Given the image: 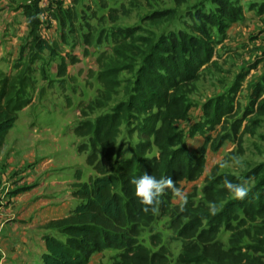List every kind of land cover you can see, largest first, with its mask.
I'll return each instance as SVG.
<instances>
[{
	"label": "trees",
	"instance_id": "16d2710c",
	"mask_svg": "<svg viewBox=\"0 0 264 264\" xmlns=\"http://www.w3.org/2000/svg\"><path fill=\"white\" fill-rule=\"evenodd\" d=\"M213 2L217 5L216 12L202 16L205 19L195 16L199 24L191 26V34L169 32L156 40V37L147 38L141 43L142 48L134 46L136 58L140 61L132 70L135 76L130 82L132 86H127V100L95 122L82 120L74 126V136L87 141L90 149L87 164L96 175L88 183L74 187L71 196L77 203L65 217L50 220L43 226L45 251L41 264H89L94 254L106 250L117 251L111 264H169L160 234L150 235V247L141 241L145 230L158 217L169 218L170 229L181 241V250L174 264H260V259L253 258V255L264 246V164L245 172L244 179L254 185L242 200L234 198L223 185L225 178L236 182L241 179L216 175L213 169L204 179L202 200L196 203L190 198L183 210L182 203H173L177 193L167 189L155 206L156 211L145 212V206L135 195V186L131 183L133 177L145 172L157 178L171 176L177 188L182 182L197 181L205 172L207 147L212 142V146L214 143L220 146L230 137L222 135V131L228 124L226 118L235 116L230 112L243 82L241 75L231 87L229 96L204 104L203 120L192 130L204 140L193 155L184 145L183 134L177 126L187 117V93L197 90L201 68L214 54L217 41L212 38L211 29L216 26L218 34L224 37L227 24L242 17L240 8L235 7L232 0ZM109 12L114 22L117 19L113 14L115 10ZM257 12L264 14V2ZM172 14L170 11L157 12L152 18L172 17ZM36 40L39 51H50L45 41ZM103 61L106 60L101 57L96 60L101 69L98 79L103 90L87 107L91 110L111 100V91L118 85L119 69L108 67L109 64ZM75 62L70 60V63ZM66 70V62L60 60L57 75H65ZM252 86L244 115L231 123L233 135L238 133L243 120L252 112L264 116V74ZM31 87V81L25 77L2 76L0 79V154L18 113L31 101L27 96ZM134 114L144 116L142 127H139L144 140L134 146L129 158L115 162L110 169L104 161L111 162L116 157L120 125L127 115ZM83 115L81 117L86 116ZM251 124L254 130L259 123L252 121ZM251 131L249 127L244 128V133ZM211 133L216 134L215 138ZM78 150L87 151V147L79 146ZM213 203L215 212L210 211ZM232 221L236 222L235 226ZM258 221L260 223L253 226ZM221 229L230 233L228 248L218 239ZM246 239L252 244L242 246Z\"/></svg>",
	"mask_w": 264,
	"mask_h": 264
},
{
	"label": "rangeland",
	"instance_id": "374dc122",
	"mask_svg": "<svg viewBox=\"0 0 264 264\" xmlns=\"http://www.w3.org/2000/svg\"><path fill=\"white\" fill-rule=\"evenodd\" d=\"M8 1L14 3L13 6L16 5V2L27 3L24 5L23 12L30 14V18H33L39 9H43L40 13L43 21L41 23L42 32L46 35L47 40L45 42L50 47V51L48 50L50 53L47 51L40 55L37 52L38 42L36 39L41 38L36 37L35 34L30 35L28 41L22 38L20 47H17L18 49L15 51L16 62H20L24 44H26L24 48L26 49L24 50L26 57L37 59V62L32 65L28 64V61H24L23 68L19 72H25L28 65L31 67L28 71L32 73L34 69L37 70L38 66L41 67L46 61L57 60L59 62L64 60L68 67V80L65 82L69 85L65 87V83H62L63 90L68 91L67 95L60 94L57 97L48 96L41 92L34 97L32 89L27 91V96H30L31 101L34 98V103L31 104L30 101L27 108L18 113L17 122L8 135L11 141L15 140V137H17V141L11 143V148L8 151H1V168H5L6 171L10 170L13 166L12 160H19L26 149L32 146L31 137L46 138L55 151V155H57L56 152L61 154L64 150L62 158L69 161L68 167L64 168L66 174L62 171L58 172L63 174L64 184L68 183L71 192L75 186L88 183L96 175L92 167L87 164L90 150L86 145L87 141L74 136L72 130L82 120L95 122L98 117L111 114L121 102L127 100L125 92L127 86L128 88L132 86L130 82L134 81L133 77L135 76L132 70L136 69V65L140 61L139 58H136L138 55H135L134 46L139 45L141 47V43L145 42L147 38L156 37V40L159 36L167 35L169 32L183 31L186 34H191V26L199 24L198 21H195V16L196 18L210 16L212 12H216L215 8L217 7L213 0ZM262 2L264 0H232L233 5L240 8L242 17L233 24H227L224 37L218 34L216 26L211 29L212 38L217 41L214 54L209 63L201 68V78L196 83L197 90L187 93L189 106L187 117L177 125L183 134L184 145L190 155L194 154L204 140L198 133H192L193 128L203 120L204 104L212 99L229 96L231 87L241 75L243 82L235 95L233 111L230 112L231 115L238 117L226 118L228 124L225 131H222V135L228 134L230 137L224 139L220 146L216 143L212 146L213 142L210 143L205 153L204 175L194 182H182L179 188L180 193H177L173 200L174 204L182 203L181 197L185 195L188 200L191 198L190 200L196 203L200 202L204 179L210 176L213 169L216 171V175L242 179L247 170L264 164V116L260 117L252 112L243 120L238 133L235 135L232 134L230 128L234 119L244 115L246 105L249 103V96L253 92L252 85L264 74V14L257 12ZM2 6H4V2H0V7ZM11 7L6 11H0V15L9 14L10 16ZM110 9H114L113 14L117 15L114 22L110 18ZM166 11L173 12L174 15L172 14V17L152 18L157 12ZM13 18V21L17 22L22 17L16 14ZM1 19L2 16H0V21ZM35 23L38 24L36 19L32 21L33 25ZM50 25L52 26L51 30ZM130 34L133 36L129 37ZM7 38L8 34L0 36L2 42L0 48H5L3 43L7 42ZM7 56L6 54L3 56V61L8 60ZM99 57L106 60L103 62L109 64L108 67L118 68L120 72L117 79L118 85L111 91V100L105 101L102 107L91 110L87 107L97 98L98 92L103 90L98 79L101 69L96 63ZM71 59L76 60V62L70 63ZM57 61L54 62L57 63ZM133 61L134 64L131 65ZM47 65L50 66V64ZM6 67V75L22 77V75H18L17 69H9L10 65ZM54 69L55 64L51 71ZM42 70L43 67L40 68L41 72ZM27 79L29 82L31 81L32 86L36 84V81ZM27 112L31 119H29ZM83 114L86 116L81 117ZM143 119V115L134 114L127 115L126 119L123 120L117 137V155L111 162L104 161V164L110 169L115 165V162L129 158L134 146L144 140V136L139 131ZM252 121L259 123L254 130L251 128ZM32 123L34 125L29 130V125ZM245 127H249L253 132L244 133ZM30 131L32 132L30 133ZM211 136L215 138L216 134L211 133ZM79 146H86L87 151L80 152ZM154 153L155 151L152 154ZM55 155L53 156L58 161ZM233 156H240L245 167L234 166L231 162ZM225 160L229 163L220 167V163ZM253 185V182H248L250 190ZM75 203H77L76 200ZM7 212L9 215L13 214V211ZM9 215L3 213L1 220L9 219L11 217ZM17 217V213H15L13 219L11 217L2 227V232H6L7 239L10 238L9 234H13L16 226L19 225L18 229L21 228ZM259 223L260 221L253 226ZM45 224L30 228L23 225L26 236L28 232V236L32 239V243L29 240L25 247L27 253L23 248L18 257L11 254V251L15 250V246L19 245L20 242L10 238L6 242V249L1 254L4 258L0 257V264H41V255L45 251L42 241L45 234L43 230ZM232 225L235 226L236 222L232 221ZM151 234L162 236V244L168 252L169 264H174L181 250V241L170 229L169 218L158 217L152 226L145 230L141 241L147 247H150L149 237ZM229 236L228 231L221 229L218 239L225 248H228ZM262 238L264 239V236ZM249 243L252 244L250 239L249 241L246 239L242 246ZM21 244L25 245L24 242ZM116 254L117 251L114 250L94 254L89 264H111ZM253 258H259L260 264H264V246L259 253L253 255Z\"/></svg>",
	"mask_w": 264,
	"mask_h": 264
},
{
	"label": "crops",
	"instance_id": "0c3cea01",
	"mask_svg": "<svg viewBox=\"0 0 264 264\" xmlns=\"http://www.w3.org/2000/svg\"><path fill=\"white\" fill-rule=\"evenodd\" d=\"M0 2H4V6L0 7V11H6L12 6L10 8V16L9 14L0 15L2 16L0 21V36L8 34L7 42L3 43L5 48H0V79L2 76H9L6 75V66L10 65L9 69H17L18 75L30 78L34 82L36 81V84H33L31 87L32 92H34V94L32 93L34 97L38 96L40 92L48 96L52 95L53 97H57L60 94L67 95L68 91H64L63 88L64 86L67 87L69 85L65 82L68 80V67L65 75L58 76L57 68L60 61L53 60L44 62L41 66L43 67L42 72L40 71L41 67L38 66L37 70L34 69L32 73H29L28 69L31 68L29 65L25 69V72H19L20 69L23 68L24 61H28V64L32 65L37 62V59L26 57V51H24L26 50L24 49L26 44H24V46H22L20 62H16L15 51L20 47V40L22 38L23 40L28 41V37L35 34L36 37L41 38V40H47L46 35L42 32L41 26L43 21L42 17H40V13L43 9H39L33 18H30V14L23 12V8H25L24 5L27 3H24L23 1L16 2V5L13 6L14 3L11 1L9 2L8 0H0ZM16 14L22 17L17 22L13 21V17ZM35 19L38 24L35 23L33 25L32 21ZM51 27L52 26L50 25V30ZM1 43L0 40V47H2ZM47 51L48 50H38L37 52L41 55ZM3 54H6V56L8 55V60H6V62L3 61ZM54 61H57V63ZM47 64H50V66L48 67ZM54 64L55 69L51 71ZM62 83H65V85L63 86ZM31 89L29 91H31ZM32 103H34V98L31 101V104ZM27 115L29 119H31L30 114L28 113ZM28 122H31V120H28ZM33 125V123L30 124L28 129L31 130L30 128H32ZM12 129L8 135H10ZM32 131H30V133ZM8 135L4 144L5 149L3 147L4 150H2V152L8 151L11 148V143L17 141V137H15V140L11 141ZM31 143L32 146L26 149L19 160H12L11 164L13 166L10 170L6 171L5 168H1L0 164V185L2 183L0 186V214L2 212L1 216H3V213L9 215L6 211H13V214L9 216L13 219L15 213H17L18 222L21 224L20 229H18V225L16 226V229L13 230V234H9L11 239L20 242L19 245L15 246V250L11 249L13 250L11 251V254L16 255V257L21 255L23 248L25 249V253H27V248L25 247L28 245L29 240H31L32 243V239L28 236V232L26 236V232L23 231V225L29 228L37 227L50 220L63 218L75 205V200L71 196L72 192L69 191L68 183L64 184V176L62 173L58 172L62 171L65 173L64 168L68 167L69 161L62 158V156H64V150L61 154L56 152L57 155H55V151L46 138L31 137ZM53 155L57 156L56 158L58 161L55 160ZM1 216L0 257L4 258L1 254H3L2 252L6 249V242L7 240H10V238H6V232H2V227L9 219H11V217L7 220H1ZM21 242H24L25 245L23 246Z\"/></svg>",
	"mask_w": 264,
	"mask_h": 264
},
{
	"label": "clouds",
	"instance_id": "9594fccd",
	"mask_svg": "<svg viewBox=\"0 0 264 264\" xmlns=\"http://www.w3.org/2000/svg\"><path fill=\"white\" fill-rule=\"evenodd\" d=\"M231 162L236 167H245L244 161L240 156H233ZM229 161L225 160L220 163V167H224ZM131 183L135 186V195L140 199L144 207V211H156V205L159 204L161 196L165 193L167 189H172L176 193H180V189L176 187L171 176H157L153 174L144 173L139 177H133ZM224 187L230 192V194L236 199H244L248 192V180L242 178L239 182L229 180L225 178L223 180ZM181 210L184 209L187 204L188 197L182 196ZM216 205L213 203L210 206V211L215 212Z\"/></svg>",
	"mask_w": 264,
	"mask_h": 264
}]
</instances>
